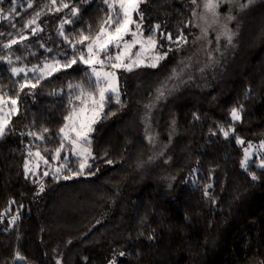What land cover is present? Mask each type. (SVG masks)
Wrapping results in <instances>:
<instances>
[{
	"label": "trees",
	"instance_id": "trees-1",
	"mask_svg": "<svg viewBox=\"0 0 264 264\" xmlns=\"http://www.w3.org/2000/svg\"><path fill=\"white\" fill-rule=\"evenodd\" d=\"M52 1L0 0V96L17 101L16 112L0 113V264H264V169L241 168L237 143L264 138V0H237L231 43H216L208 67L189 66L173 92L192 53L200 59L204 50L191 0H146L135 19L165 58L121 72L120 102L107 96L88 133L85 175L29 168L37 136L45 152L34 165L65 141L61 128L73 133L65 127L73 99L83 92L98 101L80 57L108 8ZM46 170L54 178L36 180Z\"/></svg>",
	"mask_w": 264,
	"mask_h": 264
},
{
	"label": "rangeland",
	"instance_id": "rangeland-1",
	"mask_svg": "<svg viewBox=\"0 0 264 264\" xmlns=\"http://www.w3.org/2000/svg\"><path fill=\"white\" fill-rule=\"evenodd\" d=\"M56 1H60V0H56ZM110 2L117 3V6L115 8L110 9L106 5L108 8V13L106 14V17L104 18V20L100 24V26L101 27L103 26L106 30L105 35H103L98 42L96 41V39L93 40L89 45L86 46V50L88 52V48L90 45L94 48V50L98 53V55L96 57H94V59H96V60L102 59L105 61L103 68H101V66L98 63L95 64L94 67L98 71H102V72H115V74H116L115 83L118 86V79H119V76L121 75V72L127 73L130 71L126 70V68L123 66L120 68H112L108 58L111 57L114 60L117 55H121L124 64H132L133 65L132 70L139 68V67H142V66L151 67L150 66L151 64L157 63V60H156V57L158 56V54L156 52L157 43H156L155 39H154L155 40V46H153L151 44H147V43H142V41H147V39L149 37L145 36V33L140 26L139 31H140V33H142V36L138 37V42L135 43L130 49L125 50V42L131 44L133 39H134V37L130 33L132 31H136V25L137 24L140 25V22H137L135 19V13H133L131 18L134 21V23L129 26V28H130L129 33L123 35L122 41H119V42L112 41L111 43H109L107 49H109V50L111 49L113 51H112V53H109L106 50V51H104L106 54L103 55V52H100L99 49L101 48V46L104 44L105 41L109 40V36L107 33L113 32L114 27H115V24H113L112 26L106 25L105 21L108 19V17L110 15L113 17L114 21L116 19L122 20V10L118 6V0H110ZM204 2H205V0H196V2L193 3V0H191V4H192V8H193L192 14L194 17V27L196 29H198V31H199L198 45L200 47H204V50H202L203 54L199 57L200 59L193 60L194 54L192 53L191 58H189V61L187 62L186 66L181 70V76L179 77V75H177L175 80L167 87L166 91H168V92H173L175 90L174 87L177 88V86H175L176 81H181L183 79L182 75H184L185 72L189 70V66H190V68H198L199 67V69H203L206 65L208 67L209 62H212L214 60V58L216 57V55L214 54L215 44L220 42L222 39L228 40V35L229 34L231 35V32H233L232 26L229 27V25H230V22L233 21L234 12H235V8L237 5V3H236L237 0H224V2L221 3L218 8H224V7H227V8H224L225 11L223 12V14H220L218 12V9H217L218 15L216 17H213L210 13H207L205 11ZM52 3H53V1H52ZM142 4L143 3L140 4L139 8L141 7ZM229 9L232 11L228 16ZM229 17H231L232 19H229ZM197 24L200 26L198 27ZM101 27H100V29H101ZM99 34H100V31L96 32L94 35L98 36ZM211 39H216L215 41H217V42H215ZM88 56H89V52H88ZM116 62L120 63V61H116ZM133 62H136V63H133ZM90 71H91L92 77L94 78V80L96 82V78L93 75L92 67H90ZM38 74L43 75V72H38ZM102 86H104L103 82H102ZM118 92L120 94L119 87H118ZM97 94H98V92H97ZM93 95H95V94H86L85 93V95H80V96H78L72 100V103L74 101V105H73L74 109H72V106L70 104L69 106H71V112H70L68 117L73 116V113H75V116L72 119H67V121H68L67 125L70 129H72L73 122H75L76 129L78 130L80 128V124L82 122L87 123V121L93 116V112H92V108L94 107L92 105ZM109 95L115 96V93H112V92L106 93V97ZM82 101H83V103H82ZM98 101H99V95H98ZM105 101H106V99H105ZM105 101H104V109L106 106ZM13 109H15V111H13ZM5 110H9L11 112H16L17 111V103L15 105H13L11 103V100L4 99L3 97L0 96V113L2 111H5ZM103 112H104V110H103ZM84 115L87 118V120L83 119ZM99 119H97V120H99ZM67 135H68L69 139H65V141L58 144L55 151L51 152V155L53 154L52 157L50 156V158H48V157L38 158L41 161H38L36 163V165L32 164L31 160L35 159L34 155H36L37 153H39V155H43L45 150L34 146V145H36V143L42 144L43 139L39 138V139L33 141L32 145H31L32 147L29 148L28 153L32 154V151H34V150H37L38 152L37 151L33 152L34 155L32 156V159H30L29 168L33 171L36 170V172H37V170L39 171V169L41 167H43L45 165V163H47L48 165L52 164L53 167L55 166V169L60 168L61 169L60 173H62L63 175H65V174L70 175L73 173L76 175V174L81 172V169H80L81 163L86 162V167L83 169V174H80V175H85L89 171V166L91 165V160H93L92 155L90 154V155L81 156L78 153L74 154L73 144L71 143V140L76 139V132L73 131L72 134L67 133ZM62 144H63V147H61ZM249 144L252 145L251 148H249ZM262 144H264V138L262 140H259L258 142H250L249 141V142H244L243 144H240L242 146V152H243L242 160L245 159V151L246 150L249 154L247 166L252 164V163H255L259 167V165L262 161L261 157L264 155V148L261 147ZM85 147H86V145H85ZM57 150H59L58 153H57ZM256 159H257V161H255ZM57 163H58V165L56 166ZM61 163L64 164L66 168H64L63 166H59V164H61ZM71 168L74 171L73 173H70ZM241 168H245V167L241 166ZM45 172L49 173L50 171L49 170L42 171L41 172L42 174H40L42 178L38 177V179H36V180L43 183L44 180L48 177L54 178V176L51 174L45 176L44 175ZM30 176L33 177L34 175L30 174Z\"/></svg>",
	"mask_w": 264,
	"mask_h": 264
},
{
	"label": "snow or ice",
	"instance_id": "snow-or-ice-1",
	"mask_svg": "<svg viewBox=\"0 0 264 264\" xmlns=\"http://www.w3.org/2000/svg\"><path fill=\"white\" fill-rule=\"evenodd\" d=\"M56 0H53V4H55ZM146 2V0H118V6L119 8L122 10V20L121 19H116L115 21L113 20V17L110 15L108 17V19L105 21V24L108 26H112L113 24H115L114 27V31L113 32H108V36H109V40L105 41L104 44L101 46V48L99 49L100 52H104L107 50L109 43H111L112 41H122L123 40V35L124 34H128L130 31L129 26L131 24L134 23V21L132 20V14L135 13L136 15H140L141 19H143V14L139 11V6L141 3ZM196 0H193V3H195ZM224 0H205L204 2V9L207 13H210L213 17H216L218 15L217 13V9L220 6L221 3H223ZM249 2L251 3L252 0H249ZM12 3L15 5L16 0H12ZM104 3L108 6V8L112 9L115 8L117 6V3L115 2H110V0H104ZM29 7H31V4L28 5ZM64 8L68 7V4H63ZM15 9H13L14 11ZM59 10V9H57ZM72 14L75 16L78 14V9L73 8L72 9ZM37 16H39V13H37ZM3 19H7L8 16H3ZM229 19H232L231 17H229ZM34 22V21H32ZM64 23H70V21H65ZM156 28H159V25H156ZM140 29V25L137 24L136 25V31H132L130 34L134 37L132 43H127L125 42V50L130 49L135 43L138 42V37L142 36V33H140L139 31ZM106 30L105 28L102 26L100 29V34L96 37V41L98 42L101 37L103 35H105ZM61 34L63 35V28L61 27ZM91 39L88 36H83L81 35V37L79 38V42H83L85 40H89ZM169 40L172 39L171 36L168 37ZM228 39H229V43H231V35H228ZM181 40H183V37H181ZM12 43H16V41H12ZM142 43H147V44H151L153 46H155V40L152 39L151 37H149L147 39V41H142ZM6 47H11V44L6 45ZM88 52H89V56L88 58H85L83 55L80 57L81 61L88 64L90 67H92V71H93V75L96 78V85H97V91H98V95H99V101H97L95 99V95H93L92 97V105L94 106L92 108V112H93V116L87 121V123L82 122L80 124V130L77 131L76 129V125L75 122H73L72 125V131L76 132V139L71 140V143L73 144V151L74 154H80L81 156H85V155H90V151L88 150L87 147H85V145L87 143H89L88 141V133L92 131V127L91 125L96 123L97 119H99L101 117V114L103 113L104 110V101L106 99V93L108 92H112L115 93V98L117 103L120 102L119 100V92H118V86L115 83L116 80V74L115 72H102V71H98L94 65L95 64H99L101 66V68H103L105 61L104 60H96L94 59V57H96L98 55V53L94 50V48L90 45L88 48ZM165 56L163 55H158L156 57L157 62L159 60L164 59ZM109 62L111 64L112 68H120V67H125L126 70L131 71L132 70V64H124L121 55H117L115 57V59L113 60L111 57L108 58ZM116 61H120V63H117ZM77 61L75 59H73L71 61V64H75ZM136 63V62H133ZM71 64H67L65 65L66 67H70ZM151 67H156L157 64L153 63L150 65ZM22 71V69H17V68H12V73L15 75L18 72ZM102 82L104 83V86H102ZM24 86H28L27 82ZM22 86V87H24ZM31 87L35 88L36 85L35 84H31ZM163 93H161L162 95ZM81 95H85V93H81ZM111 98V97H108ZM11 103L13 105H15L17 103V101L15 99L11 100ZM83 103V101H82ZM13 111H15V109H13ZM241 109H237V108H233L232 112H231V116L232 119L234 121L239 120L241 118ZM75 116V113H73V116L70 117H66V119H72ZM5 124H0V136H2L4 134V128H5ZM65 127H68V125H65ZM45 131H47V129H45ZM223 134L225 137L229 136V130H223ZM60 132L62 134H64V139H69L68 135L65 133V128H61ZM31 135H36L35 133H32ZM40 137L37 136V139H39ZM237 143L243 144L244 141L240 140L239 138H237ZM61 147H63V144L61 145ZM252 145L249 144V148H251ZM262 148H264V144L261 145ZM59 152V150H57V153ZM37 156H39V153L36 154ZM249 158V154L247 152V150L245 151V159L241 161V166L242 167H247V161ZM86 167V162L85 163H81L80 165V169L81 172L78 174H83V169ZM260 168L264 169V159H262L260 165ZM25 170L26 172L28 171L27 165H25ZM60 168L56 169V172L59 173L60 172ZM45 176L49 175L48 172L44 173ZM65 179H71V176H65ZM252 179L256 180L257 176L255 174H252ZM208 187H211V185H209ZM41 191H43V187H41L40 189ZM205 195H208L207 192H205ZM15 219V218H14ZM119 255L121 257L125 256L126 253L121 252L119 253ZM57 264H59V261H57ZM110 264H116L115 259H113L112 261H110Z\"/></svg>",
	"mask_w": 264,
	"mask_h": 264
}]
</instances>
